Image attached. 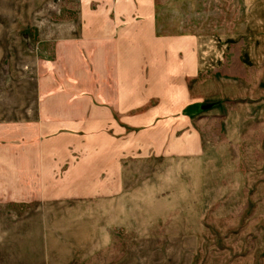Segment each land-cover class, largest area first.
I'll return each mask as SVG.
<instances>
[{"label":"rangeland","instance_id":"374dc122","mask_svg":"<svg viewBox=\"0 0 264 264\" xmlns=\"http://www.w3.org/2000/svg\"><path fill=\"white\" fill-rule=\"evenodd\" d=\"M156 1L158 34L183 25L223 40L224 59L200 75L242 73L253 0ZM83 3L0 0V166L7 143L38 155L27 189L0 200V264H264V65L250 63V80L205 83L218 96L186 106L173 84L182 112L161 102L157 58L156 95L139 112L101 128L45 122L39 134L37 78L59 72L57 43L79 35ZM149 109L170 121L131 124Z\"/></svg>","mask_w":264,"mask_h":264},{"label":"crops","instance_id":"0c3cea01","mask_svg":"<svg viewBox=\"0 0 264 264\" xmlns=\"http://www.w3.org/2000/svg\"><path fill=\"white\" fill-rule=\"evenodd\" d=\"M83 1V23L79 35L71 37L69 34L66 40L57 43L61 48L57 61L59 72L53 71L51 75L37 78L39 104L36 109L39 118L36 122L39 134L45 122L65 129L79 125L101 128L118 122L114 113L139 112L140 107L156 95L157 79L153 72L157 58L165 59V74L159 77L162 79L161 94L164 95L161 102L182 112L184 108L179 105L187 104L188 97L197 101L218 96L207 92V87L203 89L205 83H218L220 87L222 82L236 77L250 80V75H247L250 63L264 65V0H253L247 9L249 19L242 22L243 29L249 32L239 43L242 49L237 58L242 73L209 75L210 79L200 75L199 70L201 67L208 72L211 67L219 66L224 58L214 49L219 48L222 39L201 41L197 34H187L190 30L197 32V28L189 29L183 25L173 29L175 34H158L160 23L156 0ZM252 32L256 34L252 35ZM210 49L213 50L209 52ZM189 75L196 77L195 86H189ZM173 84L179 85L181 99V103L179 101L174 107L170 97ZM169 106L168 111H171ZM156 116L154 110L149 109L147 115L137 114L129 120L137 121L131 123L134 126L148 127L170 121V117ZM121 117L120 120L123 119ZM183 117L187 119V116ZM18 142L19 146L7 143L8 153H3L5 163L0 166V200L12 197L22 187L27 189L28 175L33 174V162L35 168L37 166V151L29 154L23 147L28 141L22 139ZM35 142L40 156L43 141L37 136ZM9 180H19V183L8 182V185L6 182Z\"/></svg>","mask_w":264,"mask_h":264}]
</instances>
